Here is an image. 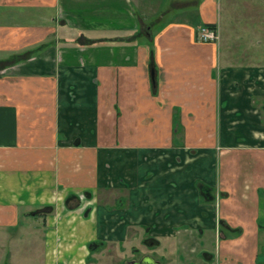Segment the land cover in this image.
Wrapping results in <instances>:
<instances>
[{
  "label": "crops",
  "instance_id": "obj_1",
  "mask_svg": "<svg viewBox=\"0 0 264 264\" xmlns=\"http://www.w3.org/2000/svg\"><path fill=\"white\" fill-rule=\"evenodd\" d=\"M232 3L262 22L264 0H0V229L38 218L43 264L127 241L162 257L120 264H264V35Z\"/></svg>",
  "mask_w": 264,
  "mask_h": 264
},
{
  "label": "rangeland",
  "instance_id": "obj_2",
  "mask_svg": "<svg viewBox=\"0 0 264 264\" xmlns=\"http://www.w3.org/2000/svg\"><path fill=\"white\" fill-rule=\"evenodd\" d=\"M238 1L241 2L242 0ZM231 5L232 8L235 9L234 11H237L238 15L240 13L241 17L244 15L245 19H242L244 21L242 31L245 33L248 31L251 32L254 26V29L258 32L261 31L264 35V12L258 13V15L262 16V22L258 25V21L256 22L254 19L255 15H252V12L247 8L246 4L232 3ZM262 9H264V7H262ZM23 217L24 219H20L17 224L12 225V228H14L12 232H10L11 230L6 231L0 229V264H43V231L41 222L38 218H31L29 215H23ZM127 243H129L130 246L124 245L123 247L125 250L122 248L117 252V250L115 251L111 246H104L98 251H94L93 254L100 255L102 253L107 257L109 256L107 261L103 260L101 262L103 264H120L118 263L119 258H125V256L138 257L144 251H148L157 259L162 257L161 249L158 245L150 247L147 244H134L132 241H127L125 244ZM131 245L135 247L131 248ZM57 264L62 263L57 262Z\"/></svg>",
  "mask_w": 264,
  "mask_h": 264
},
{
  "label": "built area",
  "instance_id": "obj_3",
  "mask_svg": "<svg viewBox=\"0 0 264 264\" xmlns=\"http://www.w3.org/2000/svg\"><path fill=\"white\" fill-rule=\"evenodd\" d=\"M195 35L200 41H216L218 40V33L215 28L209 25H200L195 30Z\"/></svg>",
  "mask_w": 264,
  "mask_h": 264
},
{
  "label": "water",
  "instance_id": "obj_4",
  "mask_svg": "<svg viewBox=\"0 0 264 264\" xmlns=\"http://www.w3.org/2000/svg\"><path fill=\"white\" fill-rule=\"evenodd\" d=\"M132 264H159V262L155 261L150 256H144L140 261L133 262Z\"/></svg>",
  "mask_w": 264,
  "mask_h": 264
}]
</instances>
